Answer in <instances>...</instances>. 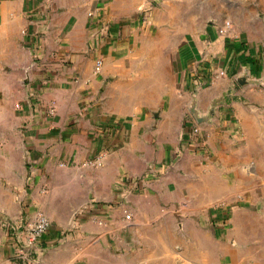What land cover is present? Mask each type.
<instances>
[{
    "label": "crops",
    "instance_id": "crops-1",
    "mask_svg": "<svg viewBox=\"0 0 264 264\" xmlns=\"http://www.w3.org/2000/svg\"><path fill=\"white\" fill-rule=\"evenodd\" d=\"M153 2L0 0L1 264H22L13 226L39 211L50 227L33 254L36 264H166L172 244L187 248L189 237H177L168 221L141 223L183 196L185 148L218 159L243 140L238 129H247L264 90L251 84L264 79V18L244 0L237 16L226 3L208 2L195 46H177L169 57L191 61L178 86L168 76H141L140 66L159 58L153 44L140 46L139 16L148 7L157 25L167 23L160 32L170 34L171 18H193L195 10L183 0ZM142 84L170 101L151 128L141 109L127 104ZM197 84L200 114L222 101L200 143L190 139L177 99ZM213 178L216 185L218 174ZM125 210L133 214L130 226Z\"/></svg>",
    "mask_w": 264,
    "mask_h": 264
},
{
    "label": "rangeland",
    "instance_id": "rangeland-1",
    "mask_svg": "<svg viewBox=\"0 0 264 264\" xmlns=\"http://www.w3.org/2000/svg\"><path fill=\"white\" fill-rule=\"evenodd\" d=\"M188 1L192 3L187 4ZM210 1L216 7L220 3H226L227 9L232 10L236 16L242 12L237 9L242 0H183V7L195 10V17L190 18L183 13V20L171 18L169 23L173 31L165 34L160 32L159 26L167 23L157 25L150 16L148 7L142 8L139 16L140 46L143 47L145 43L153 44L150 53L154 52L159 60L152 66L141 65V76H145V79H152L156 75L160 78L168 76L178 85L181 69L188 67L191 61H169V57L180 52L176 50L177 46L190 49L195 46L196 37L203 28L200 12ZM244 2L250 9L248 12L264 18V0ZM157 3L158 0H155L149 5L155 7ZM234 18L231 17L235 20ZM165 43L168 45H164ZM169 44L174 45L171 51ZM252 87L258 88L254 85ZM193 92L194 89H184L179 94L181 97L177 94V99L179 104L182 101L184 103L185 121L188 118L194 127H199L200 135L205 122L202 123L193 111L204 112L205 106L202 105L200 95L196 96ZM169 102L158 99L147 89L146 84H142L140 96L130 99L127 104L138 106L141 109L139 118L146 120V128H151L153 123L160 120L161 110ZM251 108L249 126L243 132V128L238 129L243 140L237 141L235 152L226 151L217 159L207 152L189 153L185 148L183 196L162 206L154 218L138 222L147 225L166 220L170 224L171 232L176 236L178 234L177 237H189V240L183 242L187 248L181 251H178L180 243L172 244L171 251L164 259L166 264H264V90L262 98L252 104ZM197 114L199 117L202 115ZM189 135L192 139V135ZM214 174H218L219 179L216 185L212 180ZM141 180L142 177L140 182ZM132 221L133 216L125 226L133 224ZM196 247H201L198 253Z\"/></svg>",
    "mask_w": 264,
    "mask_h": 264
},
{
    "label": "built area",
    "instance_id": "built-area-1",
    "mask_svg": "<svg viewBox=\"0 0 264 264\" xmlns=\"http://www.w3.org/2000/svg\"><path fill=\"white\" fill-rule=\"evenodd\" d=\"M231 26L230 21H226L223 27H220L218 29L219 33L224 35L227 33L229 27ZM102 62L101 60L97 62V69H100ZM225 72L221 70L219 72V75H224ZM198 85V84H197ZM201 85V84H200ZM54 111V109H52ZM189 125L188 131L192 135L194 139L199 143V133L200 129L199 127H194L190 123V119H188L187 122ZM133 214L129 212L128 210H125V219L127 221L132 220ZM50 227V220L49 218L41 211L37 212L34 217L31 220H24L22 221L19 226H13L15 233H16V249L17 254L16 257L19 262L22 264H36V259L33 258V254L36 252L32 249L33 246L39 245L41 238L44 236V234L48 231ZM10 264L13 263V261L9 262ZM1 264V261H0Z\"/></svg>",
    "mask_w": 264,
    "mask_h": 264
},
{
    "label": "water",
    "instance_id": "water-1",
    "mask_svg": "<svg viewBox=\"0 0 264 264\" xmlns=\"http://www.w3.org/2000/svg\"><path fill=\"white\" fill-rule=\"evenodd\" d=\"M252 85L254 86H257V87H264V79H256L254 80V82L251 83ZM201 88V85L198 84L195 86V89L193 92V94H197V92H199ZM222 101L221 100H216L213 105L211 106L210 110L205 114V115H200V117L198 116L197 113L199 112H194L193 113L198 117V119L200 121H202V123H213L214 122V119L217 117V110H218V107L221 105ZM32 249L36 252L37 254V250L39 249V245H35L32 247Z\"/></svg>",
    "mask_w": 264,
    "mask_h": 264
}]
</instances>
